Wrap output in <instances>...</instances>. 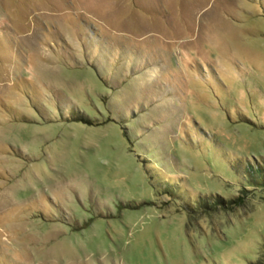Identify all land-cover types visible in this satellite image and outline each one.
Segmentation results:
<instances>
[{"label": "rangeland", "instance_id": "obj_1", "mask_svg": "<svg viewBox=\"0 0 264 264\" xmlns=\"http://www.w3.org/2000/svg\"><path fill=\"white\" fill-rule=\"evenodd\" d=\"M263 168L264 0H0V264H264Z\"/></svg>", "mask_w": 264, "mask_h": 264}, {"label": "trees", "instance_id": "obj_2", "mask_svg": "<svg viewBox=\"0 0 264 264\" xmlns=\"http://www.w3.org/2000/svg\"><path fill=\"white\" fill-rule=\"evenodd\" d=\"M252 169V168H251ZM256 171H254L255 173ZM263 173V174H262ZM260 176H261V182H263L262 184L264 185V168H263V172L261 171L260 173ZM256 183H258L257 181H255ZM174 196V194H171ZM176 197V196H175ZM217 204L219 205H223L225 207H234V206H239V205H242L243 204V197L242 196H237L236 198H233V199H230L228 202L225 201V200H222V199H216L215 201H202L199 202L197 204V208H205V209H212L213 206H217Z\"/></svg>", "mask_w": 264, "mask_h": 264}]
</instances>
